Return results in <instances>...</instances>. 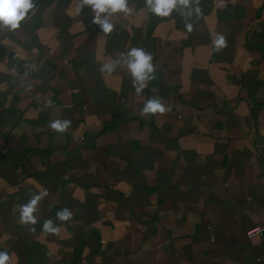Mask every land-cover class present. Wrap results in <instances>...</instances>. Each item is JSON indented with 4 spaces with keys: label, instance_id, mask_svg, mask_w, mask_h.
Masks as SVG:
<instances>
[{
    "label": "crops",
    "instance_id": "crops-1",
    "mask_svg": "<svg viewBox=\"0 0 264 264\" xmlns=\"http://www.w3.org/2000/svg\"><path fill=\"white\" fill-rule=\"evenodd\" d=\"M146 3L128 0L106 36L79 0H34L18 30L0 31L9 264H264V0H191V17ZM132 48L155 66L140 93L123 64L102 71ZM154 98L168 110L142 115ZM44 190L37 223H21Z\"/></svg>",
    "mask_w": 264,
    "mask_h": 264
},
{
    "label": "clouds",
    "instance_id": "clouds-1",
    "mask_svg": "<svg viewBox=\"0 0 264 264\" xmlns=\"http://www.w3.org/2000/svg\"><path fill=\"white\" fill-rule=\"evenodd\" d=\"M88 6L92 10V22L99 25L106 36L114 30V24L111 17L118 13H130L132 9L129 7L128 0H79L76 14H80L82 9ZM147 9L160 17H168L176 9H180L182 14L189 17L193 15L191 0H147ZM34 10V0H0V31L7 29L9 32L18 30L22 22H24L29 13ZM184 10H187L186 12ZM196 14H199V7L195 8ZM186 27L189 31L192 30V24L187 23ZM99 40V38H98ZM5 43H10L5 41ZM216 50H220L226 45L225 37L221 34L213 40ZM153 57L150 53L142 48H132L130 51L121 55L119 59L105 63L102 71L111 74L115 71L117 65L123 64L131 73L133 85L137 93L143 91L147 86V82L153 79L155 66ZM168 109L163 101L159 98L149 99L143 106L142 115L163 114ZM70 122L54 121L50 127L63 132L69 127ZM48 195L47 190L41 191L35 195L27 204L20 206V222L24 224H35L37 218L34 215L38 202ZM72 213L68 209H63L57 213V219L61 221L69 220ZM45 232L58 233L59 228L54 226L52 220H48L43 224ZM11 256L7 251H0V264H9Z\"/></svg>",
    "mask_w": 264,
    "mask_h": 264
},
{
    "label": "built area",
    "instance_id": "built-area-1",
    "mask_svg": "<svg viewBox=\"0 0 264 264\" xmlns=\"http://www.w3.org/2000/svg\"><path fill=\"white\" fill-rule=\"evenodd\" d=\"M260 231H261L260 228H256V229L250 230V231L248 232V235H249V236H253V235H255L256 233H258V232H260Z\"/></svg>",
    "mask_w": 264,
    "mask_h": 264
}]
</instances>
